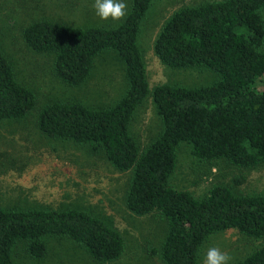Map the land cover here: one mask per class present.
Listing matches in <instances>:
<instances>
[{"label":"trees","instance_id":"trees-1","mask_svg":"<svg viewBox=\"0 0 264 264\" xmlns=\"http://www.w3.org/2000/svg\"><path fill=\"white\" fill-rule=\"evenodd\" d=\"M151 1L131 0L124 20L112 28L38 20L23 29L25 46L51 54L54 74L67 86H80L103 50H116L125 64L127 89L116 103L90 108L78 101L52 102L39 110L37 125L46 136L99 148L119 171L132 169L127 210L164 217L165 264H197L200 246L212 232L235 229L264 237V193L236 195L218 184L196 198L168 185L180 142L199 160L223 159L240 168L264 163V89L253 86L264 80V0H212L175 10L155 37L156 57L174 68L209 67L220 78L207 86L157 84L150 90L137 35ZM12 67L0 46V123L25 117L35 105V94ZM149 94L163 131L139 153L128 123ZM44 235L69 237L98 263L117 259L124 247L117 229L86 211L0 206V264H15L11 251L18 240L26 241L32 257H43ZM229 264H264V245Z\"/></svg>","mask_w":264,"mask_h":264},{"label":"rangeland","instance_id":"rangeland-1","mask_svg":"<svg viewBox=\"0 0 264 264\" xmlns=\"http://www.w3.org/2000/svg\"><path fill=\"white\" fill-rule=\"evenodd\" d=\"M204 1L212 0L151 1L137 35L150 90L157 84L193 88L219 80V73L209 67L164 65L153 50L162 24L175 10ZM124 2L127 15L131 0ZM93 3L94 0H0V46L13 66L16 79L35 94L34 108L25 117L0 123V206L14 210L86 211L120 232L123 251L115 260L98 263L69 237L44 235L41 240L46 253L40 258L27 252L25 240L16 241L11 251L15 264H165L160 257L167 231L164 217L157 211L136 215L126 208L125 194L132 169L119 171L99 148L46 136L37 125L39 110L49 103L78 101L90 108H103L116 103L127 89L125 64L114 49L96 55L85 81L70 87L55 76L51 54L33 51L23 42V29L38 20L77 28H112L126 17L101 20ZM260 14L264 22V10ZM253 86L264 89V80H257ZM128 131L139 153L163 131L150 94L135 109ZM218 184L236 195L263 194L264 163L255 168H240L223 159L199 160L191 155L187 142H180L168 185L200 198ZM262 245L264 237H247L235 229L212 232L200 246L197 264H203L211 247L228 253L229 263H233Z\"/></svg>","mask_w":264,"mask_h":264},{"label":"clouds","instance_id":"clouds-1","mask_svg":"<svg viewBox=\"0 0 264 264\" xmlns=\"http://www.w3.org/2000/svg\"><path fill=\"white\" fill-rule=\"evenodd\" d=\"M92 7L101 20H122L126 16L127 4L124 0H94ZM231 256L218 247L207 250L203 264H229Z\"/></svg>","mask_w":264,"mask_h":264},{"label":"crops","instance_id":"crops-1","mask_svg":"<svg viewBox=\"0 0 264 264\" xmlns=\"http://www.w3.org/2000/svg\"><path fill=\"white\" fill-rule=\"evenodd\" d=\"M23 197V196H22ZM24 197H26V196H24ZM13 200H15V198H13ZM19 203H21L20 201H19ZM22 203H24V202H22Z\"/></svg>","mask_w":264,"mask_h":264}]
</instances>
